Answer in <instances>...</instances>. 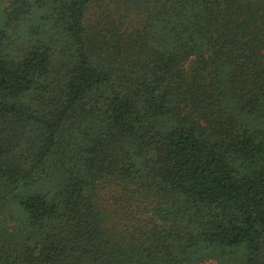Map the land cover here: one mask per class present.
Listing matches in <instances>:
<instances>
[{"label": "trees", "instance_id": "trees-1", "mask_svg": "<svg viewBox=\"0 0 264 264\" xmlns=\"http://www.w3.org/2000/svg\"><path fill=\"white\" fill-rule=\"evenodd\" d=\"M0 264H264V0H0Z\"/></svg>", "mask_w": 264, "mask_h": 264}]
</instances>
